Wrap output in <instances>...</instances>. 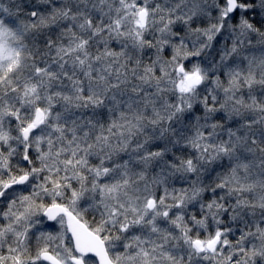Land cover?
<instances>
[{
  "label": "clouds",
  "instance_id": "1",
  "mask_svg": "<svg viewBox=\"0 0 264 264\" xmlns=\"http://www.w3.org/2000/svg\"><path fill=\"white\" fill-rule=\"evenodd\" d=\"M0 3L9 9L0 14V22L12 33L9 46L19 53L22 64L48 59L47 53L53 50L44 49L37 54L33 35L40 27L41 17L37 16L32 27L31 13L27 11L29 7L48 4V0H0ZM171 7L178 16L185 13L188 5L174 0ZM52 15L49 23H55ZM159 21V15L156 25L149 21L148 28L155 34L151 37V53L147 42L136 43L133 36L110 39L109 35L98 33L103 45H93L85 55L77 47L84 37L77 32L73 37L76 44L63 55L57 54L61 63L67 62L68 79L63 74L44 76L41 98L51 95L55 107L61 111L67 107L70 112V119L63 125L65 138L57 139L55 145L60 153L56 157L61 165L59 179L68 185L62 202L103 239L110 264H189L188 256L192 257V264H199L198 254L191 250L190 243H185L184 234L191 228L197 229V235L189 239H213L218 229L213 223L210 232L208 220L215 214L223 222L224 211L228 209L232 210L230 217L235 213L243 219L248 214L254 221L264 220V145L259 143L264 133V97L246 96V86L237 87L230 77L227 84L221 81L218 62L214 63L215 53L207 39L206 48L184 46L179 63L157 57ZM164 21L167 22L166 16ZM129 28L135 31L133 25ZM60 32V39L73 36L62 28ZM200 35H205V29H200ZM168 36L176 38L172 32ZM195 38L196 30L187 29L189 44ZM242 56L246 58L245 71L238 79L247 75L249 64L257 78L264 75V50H245ZM157 59L160 63H156ZM188 60L192 63L182 68ZM161 64L164 68L158 73ZM178 68L181 70L177 71ZM2 71L7 74V62ZM186 77L192 78V87L181 93L179 86ZM196 79L199 84L195 83ZM204 86L206 91L213 90L210 95L217 97L215 107L206 104L204 94L200 93ZM81 88L92 89V98L87 103ZM64 96L70 98L68 103ZM180 96L193 97L190 109L177 110ZM101 100L105 101V111L111 109L104 118L97 115ZM197 103L200 109L196 108ZM218 111L223 113L220 118ZM189 112L192 115L186 119ZM204 116L208 117L209 128L217 125L215 135L201 127ZM233 120L245 125L236 126L243 136L236 142V150L229 149L231 155L224 157L219 151L220 142H227V125ZM249 123L253 127H246ZM253 135L256 141L249 144ZM153 144L160 147L152 148ZM185 148L187 153L183 152ZM225 160L229 167H225ZM218 189L223 199L214 196L211 201L204 200L206 194ZM72 191L82 193L75 203L70 195ZM149 200L154 207L148 208ZM198 210L199 221L195 218ZM164 211L169 215L164 216ZM235 227L233 223L232 235H236ZM241 228H249L244 241L237 237L225 246L221 240L218 251L206 253L209 259L204 264H264V229L250 227L246 221ZM201 231L203 237L198 235Z\"/></svg>",
  "mask_w": 264,
  "mask_h": 264
},
{
  "label": "snow or ice",
  "instance_id": "2",
  "mask_svg": "<svg viewBox=\"0 0 264 264\" xmlns=\"http://www.w3.org/2000/svg\"><path fill=\"white\" fill-rule=\"evenodd\" d=\"M181 2L187 4L188 8L178 16L171 7L174 0H48V4L53 5L52 8H49L48 4L29 7L27 11L31 13L29 24L32 27H35L37 16L41 17L40 27L33 34L37 54L44 49L53 50L47 53L48 59H41L32 65L22 64L19 53L9 46L12 33L3 28V22H0V264H110L103 239L86 223L81 222L75 212L62 202L68 185L59 179L61 165L56 157L60 153L56 151L55 145L57 139L63 141L65 138L63 125L70 119L69 109L65 107L61 111L55 107V99L51 95L41 98L45 85L44 76L63 74L64 79H68L70 73L67 71V62L65 60L61 63L57 54L63 55L76 44L73 37L77 32L84 37L77 47L83 49L85 55L93 45H103L104 42L99 39L98 33L101 36L109 35L110 39L111 36H133L136 43L147 42L148 52L151 53V37L155 34L150 31L148 25L149 21L156 25L159 15L161 35L157 41V57L170 58L179 63L178 58L184 46L194 48L200 45L206 48L207 39L211 41L212 53H215L214 63L218 62L221 81L227 84L230 77L231 83L237 87L241 84L246 86V96L264 97V75L257 78L251 64L247 68V75L238 79L245 71L246 58L242 53L245 50H264V0ZM8 11L9 9L0 3V14ZM50 14H54L52 19L55 23L48 22ZM56 17L61 20L57 21ZM129 25H133L135 31L129 28ZM61 28L71 31L73 36L60 39ZM101 28L104 29L103 32L100 31ZM189 28L196 30V38L190 44L186 39ZM113 29L118 31L113 32ZM200 29H205L204 36L200 35ZM169 32L175 33L176 38L170 39ZM112 46H116L114 41ZM5 62L6 75L2 71ZM156 63H160V60L157 59ZM191 63L192 61L188 60L182 68H188ZM163 68L164 65L161 64L158 73L162 72ZM195 83L199 84V79H196ZM191 87L192 78L186 77L184 83L179 86V91L187 93ZM206 88L207 86L201 87L199 91L204 94L206 104L215 107L217 97L210 95L212 89L208 88L206 91ZM81 91L87 98V103V100L92 98V89L81 88ZM64 100L68 103L70 98L64 96ZM112 101L118 103L115 97H112ZM192 102L193 97L180 96L177 110L185 107L190 109ZM104 103L105 101L101 100L98 105L100 110L97 115L101 118L111 111L110 108L104 110ZM196 108L200 109L199 103ZM50 113L55 115L50 116ZM191 115L189 112L185 118ZM222 116L223 113L218 111L217 118ZM195 118L199 122L200 116ZM203 120V130H212L215 135L214 129L217 125L212 124L209 128L208 117L204 116ZM237 125L245 127L240 121L233 120L227 125V142H220L219 151L224 157L231 155L229 149L236 150V142L243 136ZM246 127L251 128L253 125L249 123ZM255 141L256 137L253 135L248 143ZM259 143L264 145V133L260 135ZM195 146L199 147L198 144ZM159 147V144L152 145V148ZM183 152L187 153L188 149H183ZM191 155H195V152ZM65 159L67 160V157ZM67 163L71 165L70 160ZM229 166L225 160V167ZM219 167L220 165H217V168ZM64 171V179L67 180V169ZM81 194L76 191L70 193L73 203L80 199ZM214 196L223 199L218 189L206 194L204 200L211 201ZM147 206L154 207L153 201L149 200ZM231 211H224L223 222H220L215 214L208 220L210 232L213 223L218 229L213 239H189L197 235L196 228H191L184 234L185 243H190L191 250L198 254L199 264H204L209 259L206 253L219 250L221 240L225 246L237 237L244 241L245 233L249 230L241 228L245 221L250 227L264 229V220L256 218L254 221L248 214H244L243 219L235 213L230 217ZM163 215L168 216L169 213L164 211ZM200 217L201 211L198 210L195 218L199 221ZM233 223L236 225V235H232ZM224 229L229 231L224 233ZM121 231H124L123 226ZM198 235L203 237L204 233L201 231ZM224 251H228L227 247ZM188 261L192 264L191 256H188Z\"/></svg>",
  "mask_w": 264,
  "mask_h": 264
}]
</instances>
